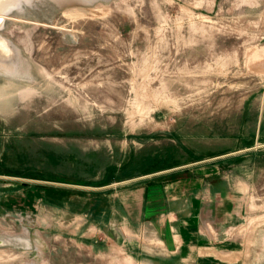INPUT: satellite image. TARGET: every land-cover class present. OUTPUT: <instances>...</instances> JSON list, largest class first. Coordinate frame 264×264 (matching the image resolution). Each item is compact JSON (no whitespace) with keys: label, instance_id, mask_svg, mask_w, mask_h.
Segmentation results:
<instances>
[{"label":"rangeland","instance_id":"rangeland-1","mask_svg":"<svg viewBox=\"0 0 264 264\" xmlns=\"http://www.w3.org/2000/svg\"><path fill=\"white\" fill-rule=\"evenodd\" d=\"M26 13L0 31L25 68L0 74V237L15 239L0 264H181L152 235L115 240L101 194L123 187L99 185L134 174V158L147 171L217 156L192 172H219L241 219L182 264H264V0H35Z\"/></svg>","mask_w":264,"mask_h":264},{"label":"crops","instance_id":"crops-1","mask_svg":"<svg viewBox=\"0 0 264 264\" xmlns=\"http://www.w3.org/2000/svg\"><path fill=\"white\" fill-rule=\"evenodd\" d=\"M214 158L147 171L138 170L137 166L139 161L149 159L134 158L127 163L133 164L134 174L114 184L99 185L100 189L123 187L114 193L101 194L115 215V240L122 238V244L126 245L130 243L129 234L152 235L163 246L166 258L181 264L200 262L207 258L204 250H216L230 243L219 235L241 219L243 209L239 193L224 184L217 171H202L201 168L199 172L195 168L196 172H192L193 166ZM126 168L125 164L122 170ZM172 175L176 177L169 178ZM138 247L141 246L136 237L134 249Z\"/></svg>","mask_w":264,"mask_h":264},{"label":"bare ground","instance_id":"bare-ground-1","mask_svg":"<svg viewBox=\"0 0 264 264\" xmlns=\"http://www.w3.org/2000/svg\"><path fill=\"white\" fill-rule=\"evenodd\" d=\"M31 1H34V0H0V17L6 18L9 15L8 13H6L8 10L14 7H20L23 3L24 4L29 3ZM43 2L45 1H42V4H44ZM39 4L41 5V3ZM34 6H36V4ZM1 27H2V24H0V28ZM19 53H20V50L18 49V47L13 45L11 41L8 38L4 37L0 32V72H1L0 74L3 73V75L6 74L7 76H10L16 79L22 76L25 77L24 76L25 68L24 66H22ZM1 237L6 239L7 242L8 241L15 242L14 238L6 237V236H1Z\"/></svg>","mask_w":264,"mask_h":264},{"label":"water","instance_id":"water-1","mask_svg":"<svg viewBox=\"0 0 264 264\" xmlns=\"http://www.w3.org/2000/svg\"><path fill=\"white\" fill-rule=\"evenodd\" d=\"M49 1L54 7H67L71 5H92L98 1H106V0H47ZM34 1H31L29 3H23L20 7H14L10 10H8L6 13L9 14V16L14 17H26L28 16L26 13V10L28 7H32ZM11 18V17H9ZM7 19L0 17V24H2V27L0 28V31L3 29ZM11 242H7L6 239L0 237V246H5L10 244Z\"/></svg>","mask_w":264,"mask_h":264}]
</instances>
